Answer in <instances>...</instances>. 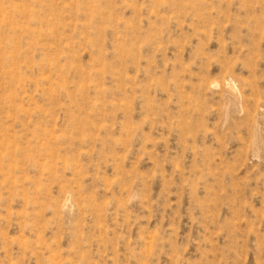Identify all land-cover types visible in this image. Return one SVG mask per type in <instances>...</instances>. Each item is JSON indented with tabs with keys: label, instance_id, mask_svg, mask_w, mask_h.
<instances>
[{
	"label": "rangeland",
	"instance_id": "374dc122",
	"mask_svg": "<svg viewBox=\"0 0 264 264\" xmlns=\"http://www.w3.org/2000/svg\"><path fill=\"white\" fill-rule=\"evenodd\" d=\"M0 264H264V0H0Z\"/></svg>",
	"mask_w": 264,
	"mask_h": 264
}]
</instances>
